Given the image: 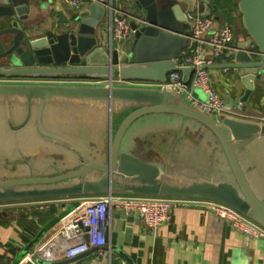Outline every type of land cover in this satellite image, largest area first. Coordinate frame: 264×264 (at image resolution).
Instances as JSON below:
<instances>
[{
	"label": "water",
	"instance_id": "obj_1",
	"mask_svg": "<svg viewBox=\"0 0 264 264\" xmlns=\"http://www.w3.org/2000/svg\"><path fill=\"white\" fill-rule=\"evenodd\" d=\"M129 1L135 16L130 23L133 32L129 43L116 45L106 40L102 29L106 14L104 0H90L87 8L70 15L56 7L55 17L47 16L46 27L29 21L30 0H0V78L82 76L121 80L120 85L0 80L1 98L24 96L28 101L32 98L40 101L37 129L41 135L57 139L41 125L44 103L54 96L105 100L110 121L112 103H119L124 114L119 126L114 131L110 129L103 162L80 160L73 170L34 174L27 173L32 167L26 160L14 158L13 164L1 160L0 203L115 192L202 198L227 204L264 228V200L252 189L234 149L237 140L264 135V121L225 113L213 115L178 100L175 92L182 94L181 90L161 85L172 71H181L185 83L193 72V66L182 65L179 59L186 42L183 34L188 29L186 12L176 0ZM41 7L45 8V4ZM237 9L245 36L235 43L231 62L211 65L238 69L244 91L236 100L225 98L230 107L244 104L256 83L264 78V0H238ZM148 114L180 116L190 120L197 130L209 134L226 161L220 180L172 183L162 177V170L156 164L135 154L124 137L136 120ZM26 121L11 127L18 129ZM80 204L67 206L44 224L22 254L37 245L50 226L66 219ZM3 214L0 211V216ZM120 216L132 219L123 210Z\"/></svg>",
	"mask_w": 264,
	"mask_h": 264
},
{
	"label": "crops",
	"instance_id": "obj_2",
	"mask_svg": "<svg viewBox=\"0 0 264 264\" xmlns=\"http://www.w3.org/2000/svg\"><path fill=\"white\" fill-rule=\"evenodd\" d=\"M30 1L29 21L38 27L48 26L47 16L52 14L54 18L56 7L66 15L78 11L62 0ZM176 1L186 13L199 10L202 15L212 17L213 28L230 24L234 43L245 36L240 14L235 7L238 0ZM89 2L85 0L80 10L87 8ZM42 3L45 8L41 7ZM114 4L123 5L134 13L129 0H116ZM106 19L107 11L102 29L106 40H109ZM186 32L183 34L185 46L179 55L191 45ZM129 41L127 38L119 45ZM209 54V49L205 48L204 55ZM232 58L220 59L214 65L229 63ZM208 72L211 87L224 100L227 96L236 100L243 93L244 86L237 68L211 66ZM175 94L178 100L190 103L183 92ZM194 95L205 99L200 89H195ZM39 108L40 101L35 98L28 101L24 96L0 97V162L4 160L13 164L14 158L26 160V164L32 167L27 169V173L34 174L73 170L80 160L103 162L110 129L114 131L124 117L119 103H112L110 121L105 100L54 96L46 100L41 112V125L44 130L57 136V139H53L41 135L37 129ZM231 109L243 119L263 120L264 78L256 83L244 104L232 105ZM25 119L27 121L20 128L11 127ZM124 142L133 148L135 154L156 164L162 170V177L172 183L220 180V174L226 169V161L217 142L203 130H197L190 120L180 116H142L129 127ZM234 149L252 189L264 200V135L237 140ZM104 194L107 193L14 202L11 206L1 207L0 211L5 214L0 216V264H28L26 256L32 253L35 246L24 254L22 250L44 224L67 206L77 202L84 204V198ZM126 215L132 219L121 217L120 211H113L109 215V255H100V248L90 247L73 257H67L66 247L60 244L49 246L46 250L52 253V261H45L40 254H34L33 258L40 264H264V238L242 235L204 207L190 205L173 208L169 220L156 229L147 227L135 213ZM62 221L50 226L40 243ZM108 246L105 248L108 249Z\"/></svg>",
	"mask_w": 264,
	"mask_h": 264
},
{
	"label": "built area",
	"instance_id": "obj_3",
	"mask_svg": "<svg viewBox=\"0 0 264 264\" xmlns=\"http://www.w3.org/2000/svg\"><path fill=\"white\" fill-rule=\"evenodd\" d=\"M74 10H80L85 0H62ZM107 11L106 23L108 26L109 40L111 44L119 45L130 37L133 32L130 23L135 16L126 10L123 5H115L116 0H104ZM188 29L186 37L191 42L189 51H183L179 55L180 64L194 67L193 74L188 83L182 81V73L179 70L168 73L165 82L161 83L169 88L181 90L189 102L201 110L211 114L225 113L236 116L227 102L213 90L210 83L208 67L218 60L232 57L236 50L233 29L230 24L220 28H213V19L205 16L199 10L187 12ZM210 51L204 55V49ZM254 53L251 49L248 50ZM4 81H41V82H81V83H118L117 78H90L82 76H58L54 78H0ZM200 89L205 94V99L194 95V90ZM264 121V118L263 120ZM81 207L71 212L63 219L51 234L43 242L35 245L32 253L26 256L28 264H40L33 258L34 254L42 255L45 261H52V253L46 251L49 246L64 245L66 256L73 257L84 252L90 247L100 248V255H109V242L107 227L109 215L113 211H125L126 214L135 213L145 225L156 229L170 218L173 208L179 206H199L206 208L210 214L217 216L242 235L251 238H264V228L249 219L235 208L214 200L185 197L162 196H138V195H114L111 193L90 196ZM11 203H0V208ZM108 246V249L105 248Z\"/></svg>",
	"mask_w": 264,
	"mask_h": 264
},
{
	"label": "trees",
	"instance_id": "obj_4",
	"mask_svg": "<svg viewBox=\"0 0 264 264\" xmlns=\"http://www.w3.org/2000/svg\"><path fill=\"white\" fill-rule=\"evenodd\" d=\"M235 7L237 8V5H236V4H235ZM191 46H192V45L187 46L184 50L189 51L190 48H191ZM55 216H56V215H55ZM55 216H53L52 218H54ZM52 218H51V219H52ZM51 219H50V220H51Z\"/></svg>",
	"mask_w": 264,
	"mask_h": 264
},
{
	"label": "rangeland",
	"instance_id": "obj_5",
	"mask_svg": "<svg viewBox=\"0 0 264 264\" xmlns=\"http://www.w3.org/2000/svg\"><path fill=\"white\" fill-rule=\"evenodd\" d=\"M239 18H241V17H239ZM9 206H11V205H9Z\"/></svg>",
	"mask_w": 264,
	"mask_h": 264
}]
</instances>
